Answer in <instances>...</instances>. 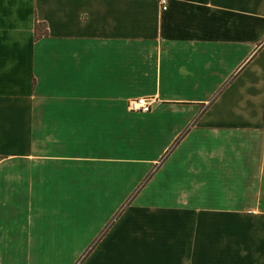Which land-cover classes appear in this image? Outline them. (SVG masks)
<instances>
[{
	"label": "crops",
	"instance_id": "obj_1",
	"mask_svg": "<svg viewBox=\"0 0 264 264\" xmlns=\"http://www.w3.org/2000/svg\"><path fill=\"white\" fill-rule=\"evenodd\" d=\"M3 163L0 264H264V0H0Z\"/></svg>",
	"mask_w": 264,
	"mask_h": 264
},
{
	"label": "rangeland",
	"instance_id": "obj_2",
	"mask_svg": "<svg viewBox=\"0 0 264 264\" xmlns=\"http://www.w3.org/2000/svg\"><path fill=\"white\" fill-rule=\"evenodd\" d=\"M137 114H139V113H137ZM4 169H5V163H3L0 166V176H1L0 178H2L0 180V187L4 186ZM58 171H60V170L58 169V170L52 172V174L49 175V176H45V175H41L40 173H37L36 176H33V187L30 188V189H33V190L42 189L44 191H52V190L63 189L64 188L63 187L64 183H61V181L59 179V177L62 175V173H60ZM83 177H85V176H83ZM149 177H150L149 174L144 175L142 177V181H140V182H142V183H143V181L145 182ZM123 182H129V181H123ZM26 183H27V179L24 182L19 181L17 183L18 186H16L15 188H26V187L29 186V183H27V184ZM68 187H69V185H68ZM83 188H85V187H83ZM88 188H90V186ZM125 189H126V187H122L121 192H123ZM67 190H70V189L67 188ZM137 190H139V189H137ZM124 206H125V204H124ZM61 250H62V254L64 253V259H65V255H67V252H66L67 249H61ZM72 250L73 249H68V255H67L68 258H69V255H70Z\"/></svg>",
	"mask_w": 264,
	"mask_h": 264
},
{
	"label": "built area",
	"instance_id": "obj_3",
	"mask_svg": "<svg viewBox=\"0 0 264 264\" xmlns=\"http://www.w3.org/2000/svg\"><path fill=\"white\" fill-rule=\"evenodd\" d=\"M158 7L164 9L168 5V0H157ZM151 102L146 98L129 100L126 109L130 113H149Z\"/></svg>",
	"mask_w": 264,
	"mask_h": 264
},
{
	"label": "trees",
	"instance_id": "obj_4",
	"mask_svg": "<svg viewBox=\"0 0 264 264\" xmlns=\"http://www.w3.org/2000/svg\"><path fill=\"white\" fill-rule=\"evenodd\" d=\"M42 29H43V28H41V25H37V26H36V30H37V31L39 30L38 32H41V34L43 35V34H45L46 32L43 33V30H42ZM38 32H37V33H38ZM41 34H39V35H41ZM36 37H37V36H36ZM183 137H184V134H183L178 140H176L175 145L177 144V142H178L179 140H182Z\"/></svg>",
	"mask_w": 264,
	"mask_h": 264
}]
</instances>
